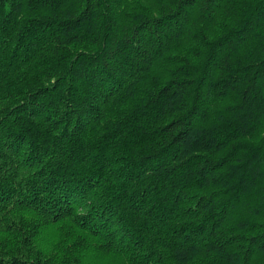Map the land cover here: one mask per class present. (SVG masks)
<instances>
[{"label":"trees","instance_id":"obj_1","mask_svg":"<svg viewBox=\"0 0 264 264\" xmlns=\"http://www.w3.org/2000/svg\"><path fill=\"white\" fill-rule=\"evenodd\" d=\"M0 264H264V0H0Z\"/></svg>","mask_w":264,"mask_h":264}]
</instances>
